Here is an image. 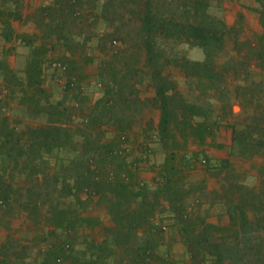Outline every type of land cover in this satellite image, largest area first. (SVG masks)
Segmentation results:
<instances>
[{"label":"trees","instance_id":"trees-1","mask_svg":"<svg viewBox=\"0 0 264 264\" xmlns=\"http://www.w3.org/2000/svg\"><path fill=\"white\" fill-rule=\"evenodd\" d=\"M254 2L261 31L248 39L206 0H50L25 17L36 29L30 35L11 26L21 18L17 0H0L1 35L29 47L20 70L0 59V156L7 160L0 227L8 231L0 264H24L28 251L36 252L34 264H181L170 253L175 240L188 264H264V178L236 171L227 158L216 166L203 160L220 177L215 195L226 206L225 224L196 213L203 183L187 179L199 156L188 153L189 143L212 136L232 115V101L240 110L229 122V155L264 157V0ZM93 38L94 50L84 53ZM56 44L67 63L62 87L47 72L45 52ZM180 44L200 49L201 58ZM77 50L87 63L98 53V93L85 109L71 77ZM145 82L152 95L144 99L137 84ZM148 106L158 111L152 127ZM109 126L115 136L106 141ZM133 133L143 137L140 150L152 140L164 151L149 182L138 177L141 159H127ZM80 192L95 197L109 224L81 213ZM20 212L29 237L10 231ZM88 228H98L99 238Z\"/></svg>","mask_w":264,"mask_h":264},{"label":"crops","instance_id":"crops-1","mask_svg":"<svg viewBox=\"0 0 264 264\" xmlns=\"http://www.w3.org/2000/svg\"><path fill=\"white\" fill-rule=\"evenodd\" d=\"M227 25H233L235 23V16L231 17V20L225 21ZM28 25L30 26V32L34 30V25L27 21ZM2 27L0 25V59L4 60L7 64L8 68L12 70H20L24 64V60L27 57L29 47L23 44L22 42L16 41L14 39L12 40H5L3 36L1 35ZM15 31H19L16 29ZM16 32V33H17ZM28 32V31H25ZM24 30H20L19 33H25ZM19 49L22 51V56L20 57L18 65H14L10 60L15 55V53L18 54ZM22 62V63H21ZM49 72V69L47 70ZM20 73V72H19ZM21 74V73H20ZM56 85L58 87H62L63 83L65 82L66 78L65 76H62L60 78H54ZM2 88V90H1ZM3 92L5 95V88L4 83L2 81V75L0 74V92ZM2 94H0L1 96ZM3 97V96H2ZM237 112H233L232 115H229L225 119H222L220 123L218 124L217 128L214 130V133L212 136H209L206 138L205 142L201 145L194 142L196 145L195 148H190L188 145V153L192 152H198L199 156H203L205 161L208 162L209 166H216L220 163V161L224 158H227L230 164L233 166V162L241 163L244 165L243 168H238L234 165V169L238 172L245 171L246 176L250 177H256V180H260L264 178V174H260V168L261 166H264V157L262 156H256L252 159H241L234 155H229V152L231 150V128L229 127V122L232 120V117L236 116ZM158 121V111L156 120L154 122V126L156 125ZM111 126L107 127V130H110L109 132L115 135L114 131L110 128ZM103 138L106 141H109L108 135L106 133V136ZM144 140L141 135L138 133L129 134V141L128 144L130 146V153L127 156L128 160H132L135 158H140L139 161V170H138V177L143 181H150L154 175V172L150 169L152 163L160 162L162 161L164 157V151L161 147V145L158 142L155 141H148V153L142 152L139 149V146L143 144ZM6 158L3 156H0V169L4 167L7 162ZM250 165V166H249ZM196 167V166H194ZM1 172V170H0ZM214 172V168L205 169L204 167H198L197 169L192 168L188 172L187 179L189 182L193 183H203V187L200 190V192L195 193V199H194V205L196 213L203 216L207 221L212 223H220L225 224L228 220L227 214H226V206L223 203L221 199H219L218 196L215 195V193L219 192V182L220 177L215 176L212 174ZM201 180V181H200ZM199 181V182H198ZM10 228L11 232L13 231L15 237H29L32 235L33 231L32 229H28L26 225V219L22 212L18 214V216L14 217L10 221ZM7 230L0 227V242L5 239V236L7 234ZM33 251H28L27 256L23 259L25 260L24 264H34L35 258H34ZM21 261V260H20ZM20 261H16L17 264H22Z\"/></svg>","mask_w":264,"mask_h":264},{"label":"rangeland","instance_id":"rangeland-1","mask_svg":"<svg viewBox=\"0 0 264 264\" xmlns=\"http://www.w3.org/2000/svg\"><path fill=\"white\" fill-rule=\"evenodd\" d=\"M50 0H17V7L21 13L20 19H11V26L14 29V32L16 29L28 31L25 32V34H32L36 31L35 27L34 30L30 32V26L28 25L25 17L28 16L33 11V7L35 5H38L40 3H45ZM208 5V10L212 13H215L217 15L222 16L224 21L231 20V17L235 16V23L236 27L238 29V37L239 38H248L253 39L254 35L256 33H259L261 31V26L258 22L257 14L255 11H253L251 8L255 6L254 0H206ZM31 22V21H30ZM32 23V22H31ZM33 24V23H32ZM99 28H104L103 24L99 25ZM19 31L17 33H19ZM38 32V30H37ZM94 38L88 43V45L85 46V51H88V48H91L93 51L94 49ZM113 44H117V41H114ZM90 46V47H89ZM228 46H230V43H228ZM177 49H182L186 55L190 58H201L202 54L200 49L195 47H189L185 44H180L176 47ZM90 50V51H91ZM79 50H77L74 55L78 58L80 61L79 66H77L76 69L72 70L71 77H73V81H75L76 87H74L77 92H79L81 95L84 96L85 100H82L81 105L85 109L86 104L88 103L87 100H93L97 96V88L95 87V79H96V69H97V57L98 53L97 50L94 52V60L90 63L83 62V58L80 59V57L83 55V53H79ZM22 51L19 49L18 54L15 53V55L11 58V62L16 66L19 63L20 57L22 56ZM20 56V57H19ZM46 62L47 66L49 68V71L53 74H55V78H60L62 76H65L68 74L66 72V69H59L53 65L55 62H61L62 64H65V67H67V63L65 61V55H64V48L58 44L54 46V48L48 47V50L45 52ZM22 63V62H21ZM142 62H140V65ZM173 75L176 77V79L179 82V85L181 88L183 87V82L180 79L179 73L177 71L172 72ZM259 75L258 73L254 72V76L256 77ZM57 82V81H56ZM137 87L139 88V95L141 98L150 97L152 95V90L146 85V82L143 85L137 84ZM2 90V88H1ZM6 90V89H5ZM1 96H4V93L1 91ZM230 108L233 112H239L240 106L237 102L232 101L230 103ZM144 115L146 116V119L149 120L151 127L154 126V122L156 120L157 116V110L153 109L152 107L148 106L143 109ZM110 130H107V135L109 140L114 139V136L112 133L109 132ZM104 135V134H103ZM196 145L194 142L189 143V149L195 148ZM142 152L148 153V149L141 150ZM203 156H197L195 160V169L198 167H203ZM112 160L115 161L114 156L112 157ZM55 163V166L60 167L62 164L61 162L55 160L52 161ZM117 162V160H116ZM155 163H158L155 161ZM234 165L238 168H243L244 165L241 163L233 162V168ZM250 166V165H249ZM246 174L245 171H242ZM201 181V180H200ZM199 182V181H198ZM80 198L84 200V205L82 207L81 213L83 215H89L94 218H97L99 220V223L102 225L109 224V217L106 213L105 209L97 204V201L95 197L88 196L84 194V192L79 193ZM85 234L89 237L99 238V229L98 228H88L85 231ZM33 253H36L35 251ZM170 253L174 256L176 260H179L181 264H188L187 260L183 257L182 253V246L178 241L172 242L170 245ZM35 256V254L33 255Z\"/></svg>","mask_w":264,"mask_h":264},{"label":"built area","instance_id":"built-area-1","mask_svg":"<svg viewBox=\"0 0 264 264\" xmlns=\"http://www.w3.org/2000/svg\"><path fill=\"white\" fill-rule=\"evenodd\" d=\"M53 65L55 66V67H57V68H59V69H64L65 68V65L64 64H62L61 62H55V63H53Z\"/></svg>","mask_w":264,"mask_h":264}]
</instances>
